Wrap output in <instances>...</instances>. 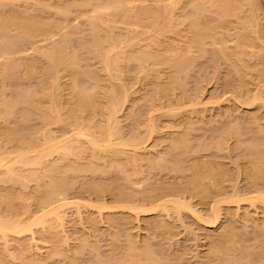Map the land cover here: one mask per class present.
I'll return each instance as SVG.
<instances>
[{
	"label": "rangeland",
	"instance_id": "374dc122",
	"mask_svg": "<svg viewBox=\"0 0 264 264\" xmlns=\"http://www.w3.org/2000/svg\"><path fill=\"white\" fill-rule=\"evenodd\" d=\"M129 1L0 0V264H264V0Z\"/></svg>",
	"mask_w": 264,
	"mask_h": 264
},
{
	"label": "bare ground",
	"instance_id": "6f19581e",
	"mask_svg": "<svg viewBox=\"0 0 264 264\" xmlns=\"http://www.w3.org/2000/svg\"><path fill=\"white\" fill-rule=\"evenodd\" d=\"M108 1H109V0H108ZM127 1H128V0H115V1L112 0L113 3L109 2L108 4H106V3H107V1H106V3H105L106 6H105V4H104V7H107V8H109V9H110V8H111V9H112V8H118V10L121 8L122 10H124L125 8H124V9L122 8L123 4H129V3H130V1H129L128 3H127ZM132 1H133V0H132ZM232 1H233V0H232ZM78 2H79V1H78ZM98 2H99V1H98ZM98 2H97V3H98ZM100 2H101V1H100ZM100 2H99V3H100ZM248 2H249V0H248ZM171 3H172V2H171ZM193 3H194V2H193ZM200 3H201V2H200ZM216 3H217V2H216ZM77 4H78V3H77ZM84 4H85V3H84ZM84 4H82V6H83ZM86 4H87V3H86ZM190 4H191V3H190ZM194 4H195V3H194ZM197 4H199V3H197ZM213 4H214V3H213ZM247 4H248V3H247ZM257 4H258V3H257ZM78 5H80V4H78ZM78 5H77V6H78ZM195 5H196V4H195ZM251 5H252V4H251ZM66 6H67V5H66ZM68 6H69V5H68ZM99 6H100V5L98 4V5H97V8H96V6H95V8L98 9ZM188 6H189V5H188ZM192 6H193V5H192ZM205 6H206V5H205ZM217 6H218V4H217ZM61 7H62V6H61ZM63 7H64V6H63ZM104 7H102V4H101V7H99V10H102V8H103V10H106L107 8L105 9ZM167 7H168V6H167ZM201 7H202V6H201ZM213 7H214V5H213ZM93 8H94V7H93ZM190 8H191V7H190ZM60 9H61V8H60ZM109 9H107V10H109ZM121 9H120V11H121ZM201 9H202V8H201ZM103 10H102V11H103ZM112 10H113V9H112ZM125 10H126V9H125ZM69 11H70V9H69ZM93 11H94V9H93ZM96 11H97V10H96ZM110 11H111V10H110ZM126 11H128V10H126ZM133 11H134V10H133ZM163 11H164V10H163ZM165 11H167V8H166ZM204 11H205V10H204ZM255 11H256V10H255ZM59 12H60V11H59ZM61 12H62V14H63L64 11H61ZM66 12L68 13V11H66ZM98 12H99V11H98ZM98 12H97V14H99ZM113 12H114V11H113ZM116 12H118V11L116 10ZM131 12H132V11H131ZM137 12H138V11H137ZM144 12H145V11H144ZM82 13H83V12H82ZM128 13H130V12H128ZM196 13H197V12H196ZM97 14H96V16H97V17H100V16H98ZM130 14H131V13H130ZM156 14H157V12H156ZM94 15H95V14H94ZM99 15H100V14H99ZM162 15H164V14H162ZM165 15H166V14H165ZM254 15H255V14H254ZM88 16H89V15H88ZM96 16H95V17H96ZM126 16H127V14H126ZM128 16H129V14H128ZM136 16H137V15H136ZM157 16H158V15H157ZM97 17H96V18H97ZM163 17H164V16H163ZM254 17H255V16H253V18H254ZM76 18H77V16H76ZM87 18H88V17H87ZM90 18H91V17H90ZM196 18H197V17H196ZM220 18H221V17H220ZM245 18H246V17H245ZM253 18H252V19H253ZM4 19H6V17H4ZM4 19H3V20H4ZM94 19H95V18H94ZM10 20H11V19H10ZM158 20H159V19H158ZM195 20H196V19H195ZM6 21H7V20H6ZM23 21H24V20H23ZM92 21H94V20H92ZM98 21H100V20H98ZM10 22H13V24H15V21H10ZM24 22H25V21H24ZM94 22H95V21H94ZM96 22H97V20H96ZM246 22H247V21H246ZM5 23H6V22H5ZM7 23H8V21H7ZM26 23H27V22H26ZM35 23H36V22H35ZM89 23H90V22H89ZM194 23H196V22H194ZM251 23H252V22H251ZM0 24H1V23H0ZM156 24H157V23H156ZM3 25H5V24H2V27H3ZM15 25H16V24H15ZM15 25H14V27H15ZM25 25H26V24H25ZM29 25H30V24H29ZM38 25H39V24H38ZM41 25H42V24H41ZM41 25H39V26H41ZM48 25H49V24H48ZM61 25H63V24H61ZM92 25H93V22H92ZM245 25H246V24H245ZM5 26H6V25H5ZM34 26H35V25H34ZM42 26H43V25H42ZM44 26H45V25H44ZM93 26L95 27L96 25L94 24ZM26 27H27V26H26ZM31 27H32V26H31ZM46 27H47V25H46ZM52 27H53V26H52ZM52 27H51V29H52ZM98 27H99V26H98ZM0 28H1V27H0ZM23 28H25V27H23ZM44 28H45V27H44ZM2 29H3V28H2ZM4 29H5V28H4ZM26 29H27V28H26ZM38 29H39V28H38ZM95 29H96V28H95ZM0 30H1V29H0ZM46 30H47V29H46ZM60 30H61V28H60ZM90 30H91V29H90ZM41 31H42V30H41ZM92 31H93V30H92ZM92 31H91V32H92ZM109 31H110V30H109ZM15 32H16V31H15ZM17 32H18V31H17ZM26 32H27V31H26ZM26 32H25V33H26ZM32 32H34V31H32ZM50 32H51V31H50ZM94 32H95V30H94ZM6 33H7V32H6ZM44 33H45V32H44ZM47 33H48V32H47ZM92 33H93V32H92ZM7 34H8V33H7ZM16 34H17V33H16ZM36 34H37V33H36ZM95 34H97V33L95 32ZM186 34H187V33H186ZM245 34H246V33H245ZM248 34H249V33H248ZM4 35H5V33H4ZM14 35H15V34H14ZM14 35H13V37H14ZM28 35H29V33H28ZM40 35H42V34H40ZM91 35H92V34H91ZM242 35H243V34H242ZM15 36H16V35H15ZM66 36H67V35H66ZM70 36H72V35H70ZM4 37H5V36H4ZM4 37H3V38H4ZM10 37H12V36H10ZM30 37H31V36H30ZM37 37H38V36H37ZM43 37H44V35H43ZM7 38H8V37H7ZM27 38H28V36H27ZM32 38H33V37H32ZM67 38H68V37H67ZM111 38H112V37H111ZM20 39H21V38H20ZM22 39H23V38H22ZM29 39H30V38H29ZM71 39H72V38H71ZM64 40H65V39H64ZM66 40H67V39H66ZM69 40H70V39H69ZM104 40H105V39H104ZM111 40H112V39H111ZM244 40H245V39H244ZM246 40H247V39H246ZM2 41H6V40H2ZM8 41H9V40H8ZM19 41H21V40H19ZM23 41H24V40H23ZM10 43H11V42H10ZM15 43H16V41H15ZM65 43H66V41H65ZM97 43H98V42H97ZM1 44H2V43H1ZM34 44H35V43H34ZM36 44H37V43H36ZM36 44H35V45H36ZM194 44H195V43H194ZM241 44H242V43H241ZM4 45H6V44H4ZM7 45H8V43H7ZM7 45H6V47H4V48H7ZM26 45H27V44H26ZM112 45H113V44H112ZM114 45H115V44H114ZM1 46H3V45H1ZM15 46H16V45H15ZM66 46H67V45H66ZM17 47H18V46H17ZM113 47L116 48L115 46H113ZM114 48H113V50H114ZM8 49H9V47H8ZM8 49H7V50H8ZM10 49H11V48H10ZM45 50H46V49H45ZM66 50H67V48H66ZM189 50H190V49H189ZM3 52H4V49H3ZM3 52L1 51L0 55H1V54L4 55V54L6 53V52H4V54H3ZM12 52H13V51H12ZM94 52H95V51H94ZM111 52H112V51H111ZM223 52H224V50H223ZM53 53H54V52H53ZM53 53H52V55H53ZM66 53H67V52H66ZM107 53H108V52H107ZM220 53H221V52H220ZM7 54H8V53H7ZM62 54H63V53H62ZM69 54H70V53H69ZM224 54H225V53H224ZM224 54H223V55H224ZM67 55H68V54H67ZM96 55H97V54H96ZM101 55H102V54H101ZM110 55H111V54H109V55H107V56L109 57ZM117 55H118V54H117ZM179 55H180V54H179ZM53 56H54V55H53ZM53 56H52V57H53ZM98 56H99V54H98ZM102 56H103V55H102ZM102 56H101V57H102ZM104 56H105V55H104ZM45 57H46V56H45ZM60 57H61V56H60ZM74 57H75V56H74ZM105 57H106V56H105ZM111 57H112V56H111ZM114 57H115V56H114ZM9 58H10V57H9ZM47 58H49V57H47ZM106 58H107V57H106ZM12 59H13V58H12ZM12 59H11V60H12ZM50 59H52V58H50ZM50 59H49V61H50ZM108 59H109V58H108ZM111 59H112V58H111ZM8 60H9V59H8ZM11 60H10L9 64H11V62L14 61V60H12V61H11ZM54 60H55V57H54ZM59 60H60V59H59ZM102 60H103V58H102ZM105 60H106V59H105ZM113 60H114V58H113ZM127 60H128V59H127ZM189 60H190V59H189ZM63 61H64V60H63ZM72 61H73V59H72ZM74 61H75V60H74ZM107 61H109V60H107ZM111 61H112V60H111ZM128 61H130V60H128ZM140 61H141V59H140ZM65 62H66V61H65ZM103 62H104V61H103ZM113 63H115V61H114ZM113 63H112V64H113ZM7 64H8V61H7ZM9 64H8V65H9ZM20 64H21V63H20ZM50 64H52V63H50ZM70 64H71V63H70ZM109 64H110V63H109ZM186 64H187V63H186ZM5 65H6V64H5ZM12 65H13V64H12ZM55 65H56V63H55ZM105 65H106V63H105ZM56 66H57V65H56ZM66 66H67V65H66ZM106 66H107V65H106ZM106 66H105V68L108 67V69H110V68L112 67V66H111V67L109 68V66H107V67H106ZM7 67H8V66H7ZM7 67H6L5 72L3 71L4 68H5V66H4V68L2 69V71L4 72V74H5L6 71L9 69V68L7 69ZM189 67H190V66H189ZM50 68H51V66H50ZM53 68H54V67H53ZM187 68H188V67H187ZM13 69H14V68H13ZM106 70H107V69H106ZM184 70H185V69H184ZM107 71H108V70H107ZM3 72H2V73H3ZM7 72H8V71H7ZM109 73H110V72H109ZM5 76H6V75H5ZM111 76H112V75H111ZM2 77H3V76H2ZM111 78H112V77H111ZM55 79H56V78H55ZM97 80H98V79H97ZM73 81H74V79H73ZM55 82H56V81H55ZM74 84H75V83H74ZM76 84H77V83H76ZM93 85H94V84H93ZM76 86H77V85H76ZM76 86H75V87H76ZM73 87H74V85H73ZM76 88H77V87H76ZM83 88H84V87H83ZM93 88H94V86H93ZM93 88H91V89H93ZM83 90H84V89H83ZM83 90H82V91H83ZM89 90H90V89H89ZM94 90H95V89H94ZM92 91H93V90H92ZM114 91H115V90H114ZM86 92H88V91H86ZM115 92H116V91H115ZM28 93H29V92H28ZM80 93H82V92H80ZM84 93H85V92H84ZM84 93H82V95H83ZM35 94H36V93H35ZM52 94H53V93H52ZM117 94H118V93H117ZM24 95H25V94H24ZM93 95H94V94H93ZM113 95H114V94H113ZM21 96H23V95H21ZM28 96H30V95L28 94ZM28 96H26V97H28ZM85 96H86V95H85ZM91 96H92V95H91ZM50 97H51V96H50ZM93 97H94V96H93ZM93 97H92V98H93ZM114 97H117V96H113V99H114ZM21 98H22V97H21ZM84 98H86V97H84ZM111 98H112V97H111ZM28 99H29V98H28ZM28 99H27L26 101H28ZM54 100H55V99H54ZM87 100H88V99H87ZM22 101H23V98H22ZM51 101H52V100H51ZM116 101H117V99H116ZM17 102H18V101H17ZM23 102H24V101H23ZM52 102H53V101H52ZM83 102H84V101H83ZM112 102H113V100H112ZM30 103H31V102H30ZM91 103H92V102H91ZM118 103H119V101H118ZM118 103L116 102V104H118ZM3 104H4V103H3ZM34 104H35V102H34ZM114 104H115V103H114ZM7 105H8V104H7ZM84 105H85V104H84ZM37 107H38V105H37ZM77 107H78V106H77ZM13 108H14V107H13ZM51 108H52V107H51ZM81 108H82V107H81ZM81 108H80V110H82ZM36 109H37V108H36ZM51 110H52V109H51ZM41 111H42V110H41ZM82 112H83V111H82ZM2 113H4V111H3ZM10 113H12V112H10ZM10 113H9V114H10ZM40 114H41V113H40ZM50 115H51V114H50ZM22 117H23V116H22ZM46 117H47V116H46ZM47 118H48V117H47ZM63 118H64V117H63ZM70 119H71V118H70ZM66 121H67V120H66ZM70 123H71V122H70ZM74 123H75V122H74ZM74 123H72V124H74ZM76 123H77V122H76ZM76 123H75V124H76ZM236 127H237V126H236ZM238 128H239V127H238ZM79 129H80V128H79ZM80 130H81V129H80ZM84 130H85V129H84ZM98 130H99V129H98ZM108 132H110V131H108ZM108 132H107V135L109 134ZM83 133H84V136H86V134H88V133H85L84 131H79V130H78V135L80 134V136H83V135H81V134H83ZM45 134H46V133H45ZM45 134H44V132H43V137H44ZM110 134H111V133H110ZM115 134H116V133H115ZM45 136H46V135H45ZM87 136H88V135H87ZM50 137H51V136H50ZM109 137L111 138L112 136L109 135ZM109 137H107V138H109ZM44 139H45V138H44ZM50 139H51V138H50ZM65 139H66V141H65ZM65 139H64L63 142H61L60 145H58L57 149L59 148V146H61V149L63 148V152H65L64 154L66 155V154L68 153V155L71 156L72 152L74 151V150H72V147H73V145H74L75 143H77V142L80 141V137H77V136H76V137H74V138H69V139H68V138H65ZM45 141H46V140H45ZM221 141H222V140H221ZM80 142H81V141H80ZM98 142H99V141H97L96 138H95V139H91V141H90L91 145H93L94 147H97L98 144H100V143H98ZM217 142H218V141H217ZM244 142H245V141H244ZM248 142H249V141H248ZM45 143H46V142H45ZM125 143H127V141H126ZM251 143L253 144V142H251ZM216 144H217V143H216ZM222 144H223V143H222ZM222 144H221V145H222ZM80 145H81V144H80ZM123 145H124V144H123ZM125 145H126V144H125ZM218 145H219V143H218ZM56 146H57V145H56ZM56 146H54V147H56ZM75 146H76V149H77V145H75ZM93 146H92V147H93ZM254 146H255V144H254ZM254 146H253V147H254ZM256 146H257V145H256ZM257 147H259V146H257ZM74 148H75V147H73V149H74ZM78 148H79V147H78ZM86 148H87V147H86ZM97 148H98V147H97ZM20 149H21V148H20ZM54 149H55V148H54ZM59 149H60V148H59ZM82 149H84V147H83ZM21 150H22V149H21ZM21 150H20V151H21ZM84 150H86V149H84ZM258 150H260V149H258ZM86 151H87V150H86ZM24 152H25V151H24ZM24 152H23V153H24ZM74 152H76V150H75ZM74 152H73V153H74ZM81 152H82V151H81ZM83 152H84V151H83ZM256 152H259V151H255V153H256ZM260 152H262V151H260ZM260 152H259V153H260ZM21 153H22V152H20V157H21V159H20L21 161H20V162H23V163L25 162V163H26V161H27L26 164H28V163L30 164V162H31V165H32L34 162L37 161V160H32V159H37V158H39V156L36 155L34 158L31 157V159H29V160H31V161H29L28 158H26L25 154H24L25 159H24V157L22 158ZM69 153H70V154H69ZM253 153H254V152H253ZM253 153H252V154H253ZM255 153H254V155H255ZM262 154H263V153H262ZM262 154H261V155H262ZM38 155H39V154H38ZM250 155H251V153H250ZM257 155L259 156V154H257ZM257 155H256V156H257ZM40 156H41V154H40ZM66 156H67V155H66ZM263 156H264V154H263ZM263 156H262V157H263ZM64 157H65V156H64ZM64 157H63V158H64ZM251 157H255V156H251ZM259 157H261V156H259ZM259 157H257V158H259ZM1 158H2V157H1ZM1 158H0V167H1V165L4 166V164H5V161H4L5 159H3V158L1 159ZM210 158H211V157H210ZM263 158H264V157H263ZM263 158H262V159H263ZM18 159H19V158H18V156H17V160H18ZM22 159L25 160V161H22ZM39 159H40V158H39ZM212 159H213V158H212ZM254 159H255V158H254ZM248 160H249V159H248ZM248 160H247V161H248ZM250 160H251V159H250ZM256 160H257V159H256ZM256 160H255V161H256ZM260 160H261V159H259L258 161H260ZM41 161H42V160H41ZM258 161H257L256 163L259 164ZM263 161H264V160H263ZM263 161H262V162H263ZM37 162H38V161H37ZM39 162H40V161H39ZM39 162H38V163H39ZM174 162H176V161H174ZM174 162H173V163H174ZM220 162H221V161H220ZM260 162H261V161H260ZM262 162H261V165L264 164V163L262 164ZM23 163H22V164H23ZM25 163H24V164H25ZM155 163H158V162L156 161ZM177 163H178V162H177ZM179 163H180V162H179ZM204 163H206L205 160H204ZM209 163H210V161H209ZM209 163H208V160H207V164H209ZM218 163H219V161H218ZM250 163L252 164L251 161H250ZM256 163H255V164H256ZM35 164H37V163H35ZM40 164H41V163H40ZM169 164H170V163H169ZM207 164H206V166H208ZM247 164H248V162H247ZM88 165L90 166V164H88ZM114 165H115V164H114ZM171 165H172V163H171ZM178 165H179V164H178ZM217 165H219V167L217 166L218 168H220V166H221V168H222V164L220 165V163H219V164H217ZM117 166H118V165H117ZM180 166H181V165H180ZM215 166H216V165H215ZM248 166H251V165H248ZM252 166H253V165H252ZM254 166H255V165H254ZM256 166H258V165H256ZM256 166H255V167H256ZM91 167H92V166H91ZM91 167H89V168L91 169ZM120 167H121V165H120ZM164 167H165V166H164ZM166 167H167V166H166ZM176 167H177V166H176ZM203 167H204V166H203ZM255 167H254L253 169L256 170L257 167H256V168H255ZM258 167H259V166H258ZM44 168H45V167H44ZM167 168H168V167H167ZM177 168H178V167H177ZM197 168H198V167H197ZM205 168H206V167H205ZM205 168H204L203 170H205ZM209 168L213 169L212 167H209ZM209 168H207V169H209ZM218 168L215 169V170H218ZM262 168H263V167H262ZM8 169H9V168H8ZM173 169H174V168H173ZM173 169H170V171L173 170ZM192 169H193V167H192ZM222 169H223V168H222ZM225 169H226V168H225ZM248 169H249V167H248ZM259 169H260V168H259ZM0 170H1V169H0ZM78 170H79V169H78ZM177 170H179V169H177ZM199 170H200V168H199ZM215 170H214V171H215ZM227 170H228V169H227ZM251 170H252V169H251ZM8 171H9V172H14L13 170H11V168H10ZM61 171H62V170H61ZM194 171H195V169H194ZM197 171H198V170H197ZM205 171H207V170H205ZM211 171H213V170H211ZM221 171H222V170H221ZM256 171H257V170H256ZM261 171H262V170H261ZM6 172H7V170H6ZM6 172H5V173H6ZM179 172H180V170H179ZM198 172H199V171H198ZM228 172H229V170H228ZM259 172H260V171H259ZM29 173H31V172H29ZM62 173H63V172H62ZM215 173H216V172H215ZM13 174H14V173H13ZM32 174H33V173H31V175H32ZM201 174H202V173H201ZM201 174H200V175H201ZM204 174L206 175L205 172H204ZM210 174L212 175L213 173H210ZM218 174H219V172H218ZM218 174H216V175H218ZM221 174H222V173H220V176H221ZM226 174H228V173H226ZM259 174H260V173H259ZM261 174H262V172H261ZM25 175H27V174H25ZM202 175H203V174H202ZM202 175H201V176H202ZM228 175H230V174H228ZM248 175H251V173L248 174ZM248 175H247V176H248ZM4 176H5V175H4ZM27 176H28V175H27ZM32 176H33V175H32ZM194 176H196V175H194ZM203 176H204V175H203ZM206 176H207V175H206ZM257 176H258V175H257ZM259 176H261V175H259ZM259 176H258V177H259ZM11 177H15V176H11ZM191 177H192V176H191ZM204 177H205V176H204ZM214 177H215V176H214ZM7 178L9 179V175L7 176ZM17 178H18V177H17ZM196 178H197V177H196ZM199 178H200V177H199ZM210 178H211V177H210ZM255 178H257V177L255 176ZM12 179H13V178H12ZM19 179H21V178H19ZM202 179H203V177H201V180H202ZM13 180H14V179H13ZM15 180L18 181V179H15ZM23 180H24V179H23ZM190 180H191V179H190ZM194 180H195V179H194ZM201 180H200V181H201ZM255 180H256V179H255ZM25 181H26V180H25ZM196 181H197V180H196ZM202 181H204V180H202ZM257 181H258V180H257ZM19 182H20V181H19ZM133 182H134V181H133ZM133 182H132V183H133ZM255 182H256V181H254V183H255ZM21 183H22V182H21ZM23 183H24V182H23ZM50 183L52 184V182H50ZM134 183H135V182H134ZM199 183H200V182H199ZM199 183H198V184H199ZM23 185H24V184H23ZM47 185H48V184H47ZM190 185H191V184H190ZM199 185H200V184H199ZM202 185H203V184H202ZM204 185H205V184H204ZM219 185H220V184H219ZM58 186H59V185H58ZM95 186H97V185H95ZM205 186H206V185H205ZM220 186H221V185H220ZM40 187H42V186H40ZM45 187H46V185H45ZM52 187H53V185H52ZM60 187H61V186H60ZM197 187H198V185H197ZM197 187H196V188H197ZM201 187H202V186H201ZM201 187H200V188H201ZM207 187H208V186H207ZM57 188H58V187H57ZM97 188H98V187H95L94 189H97ZM196 188H195V189H196ZM50 189H51V187L48 188V190H50ZM112 189H113V186H112ZM195 189H194V190H195ZM54 190H55V191H53V192H56V191H57V189H55V188H54ZM61 190H62V189H61ZM99 190H100V187H99ZM128 190H129V189H128ZM191 190H192V189H191ZM204 190H206V189H204ZM208 190H209V189H208ZM50 191H51V190H50ZM113 191H114V190H113ZM196 191H197V190H196ZM201 191H202L201 193H203V190H201ZM40 192H41V191H40ZM53 192H51V193L53 194ZM116 192H117V191H116ZM121 192H122V191H121ZM121 192H120V193H121ZM131 192H132V191H131ZM131 192L128 191L127 193H128V194L130 193V195H131ZM208 192H209V191H208ZM212 192H213V191L211 190V193H212ZM56 193H57V192H56ZM60 193L62 194L61 191H60ZM60 193H59V194H60ZM123 193H124V192H123ZM123 193H122V194H123ZM195 193H196V192H195ZM201 193H200V194H201ZM209 193H210V192H209ZM43 194H44V193H43ZM52 194H51V195H52ZM59 194H58V195H59ZM118 194H119V193H118ZM118 194H116V197H117ZM198 194H199V193H198ZM204 194H205V192H204ZM51 195H50V196H51ZM125 195H126V194H125ZM133 195H134V194H133ZM207 195H208V194H207ZM50 196H49V197H50ZM52 196H53V195H52ZM121 196L123 197V195H121ZM201 196H202V195H201ZM43 197H44V196H43ZM119 197H120V194H119ZM130 197L132 198L133 196H129V198H130ZM202 197H203V196H202ZM126 198H127V197H126ZM129 198H128V199H129ZM44 199H46V198H44ZM117 199H118V198H117ZM128 199H126V200H128ZM123 200H124V199H123ZM261 200H262V199H261ZM50 201H51V200H50ZM130 201H131V199H130ZM45 202H46V201H45ZM119 202H120V201H119ZM123 202H125V201H123ZM261 202H262V201H261ZM151 203H152V202H151ZM158 204H159V205L155 206V208H158V206H161V209L164 207V208H165L164 210H166V208L169 207V206H168L169 204H168L167 202H163V203L160 202V203H158ZM64 205H67V204H62V205L59 204V205H57V207L55 206L52 210H49V212L46 211V212H44L43 214H41V216H43V217L39 216V218H38V217L35 218L36 220H35V219H34V220H35V222H37L36 225H38V223H39V225L42 224V223H43L44 225H46V221H47V219H49L48 216L51 215L52 213H55V216H56V217H57V216L61 217V220H60V221H62V218H63L62 215H63V214L61 215V213H62V209H63L62 207H63ZM174 207H175V208L177 207L176 211H179V212H180V210H181V209H180V206H178V205H174ZM103 208H104V207H103ZM153 208H154V207H152L151 209H153ZM155 208H154V209H155ZM169 208H170V209H173V208H171V207H169ZM135 209H136V208H135ZM179 209H180V210H179ZM216 209H218V208H216ZM149 210H150V209H149ZM157 210H158V209H157ZM167 210H168V209H167ZM168 211H170V210H168ZM174 211H175V210H174ZM216 211H217V210H216ZM216 211H215V212H216ZM218 212H219V210H218L216 213H218ZM178 214H179V213H178ZM216 215H217V214H216ZM55 216H54V217H55ZM1 217H2V216H1ZM8 217H9V216H8ZM54 217H52V218H54ZM110 217H111V216H110ZM6 218H7V217H6ZM12 218H13V217H12ZM0 219L5 220V218H0ZM50 219H51V218H50ZM59 219H60V218H59ZM160 219H161V218H160ZM8 220H9V218H8ZM8 220H7V221H0V231L3 232V235H2V236H4V235L7 236L6 233H4V232L16 231L17 233H20V231L22 232V231H24V230H28V228L30 227V225H26L25 223H24V224H25V225H24V224H22L21 222L10 221V220L8 221ZM34 220H33V222H34ZM51 220H53V219H51ZM112 220H114V219H112ZM116 220H118V218H117ZM48 221H49V220H48ZM48 221H47V222H48ZM160 221H161V220H160ZM162 221H164V220L162 219ZM50 223H51V222H49V224H50ZM52 223H53V222H52ZM152 223H153V222H152ZM159 223H160V222H159ZM159 223H158V224H159ZM32 224H33V223H32ZM32 224H31V225H32ZM165 224H166V223H165ZM155 225H156V223H155ZM163 225H164V224H163ZM166 225H167V224H166ZM170 225H171V224H170ZM48 226H49V225H48ZM56 226H57V225H56ZM161 226H162V225H160L159 227H161ZM167 226H168V225H167ZM50 227H51V226H50ZM152 227H153V226H152ZM159 227H158V228H159ZM45 228H46V227H45ZM154 228H155V227H154ZM161 228H162V227H161ZM163 228H165V227L163 226ZM29 230H30V229H29ZM232 230H233V229H232ZM232 230H231V231H232ZM171 231H172V230H171ZM165 232H166V231H165ZM13 233H14V232H13ZM167 233H168V231H167ZM222 233H224V232H222ZM54 234H55V233H54ZM219 234H220V233H219ZM224 234H226V233H224ZM227 234L230 235L228 232H227ZM236 234H237V232H236ZM237 235H238V234H237ZM50 236H51V235H50ZM218 236H219V235H218ZM220 236H221V235H220ZM4 238H5V237H4ZM212 238H213V237H212ZM232 238H233V237H232ZM232 238H231V239H232ZM234 238H235V237H234ZM223 239H225V237H224ZM231 239H230V240H231ZM213 240H214V239H213ZM219 241H220V240H219ZM219 241H218V243H219ZM131 242H132V241H131ZM229 242H230V241H229ZM231 242H232V241H231ZM132 243H133V242H132ZM218 243H217V244H218ZM224 243H225V242H224ZM227 243H228V242H227ZM146 244H147V243H146ZM130 245H131V244H130ZM133 245H135V244L133 243ZM212 245H213V244H212ZM220 245H221V244H220ZM220 245H218V247H219ZM230 245H231V243H230ZM230 245H229V247H230ZM224 246H225V245H224ZM232 246H233V245H232ZM234 246H235V244H234ZM133 247H136V245L133 246ZM148 247H150V246H147V248H148ZM213 247H214V246H213ZM226 247H227V246H226ZM128 248H129V247H128ZM138 248L140 249V247H138ZM220 248H221V247H220ZM230 248H231V247H230ZM230 248H229V249H230ZM236 248H237V247H236ZM215 249H216V248H215ZM215 249H214L213 251H215ZM227 249H228V248H227ZM234 249H235V248H234ZM79 250H80V249H79ZM140 250H142V249H140ZM218 250H219V249H218ZM218 250H217V251H218ZM220 250H221V249H220ZM220 250H219V251H220ZM225 250H226V249H224V251H225ZM230 250H232V249H230ZM235 250H236V249H235ZM56 251H57V250H56ZM131 251H132V249H131ZM135 251H136V249H135ZM137 251H138V249H137ZM144 251H146V250H144ZM147 251H148V249H147ZM149 251H150V250H149ZM219 251H218V253H219ZM226 251H227V250H226ZM53 252H54V251H53ZM77 252H78V251H77ZM129 252H130V251H129ZM150 252H151V251H150ZM232 252H233V251H232ZM211 253H212V250H211ZM211 253H210V254H211ZM216 253H217V252H216ZM227 253H228V251H227ZM54 254H56V253H54ZM127 254H128V252H127ZM144 254H145V253H144ZM144 254H143V255H144ZM150 254H151V253H150ZM152 254H153V253H152ZM225 254H226V253H225ZM138 255H140V254H138ZM214 255H215V254H214ZM222 255H224V253H223ZM129 256H130V255H129ZM133 256H134V255H133ZM140 256H141V255H140ZM155 256H156V254H155ZM131 257H132V256H131ZM137 257H139V256H137ZM129 258H130V257H129ZM100 259H101V258H100ZM100 259H99V260H100ZM153 259H154V258H152V259H150V260H153ZM156 259H157V258H156ZM106 260H107V259H106ZM126 260H127V259H126ZM134 260H135V259H134ZM136 260H137V259H136ZM142 260H143V259H142ZM157 260H160V258L157 259ZM157 260H156V261H157ZM235 260H236V259H235ZM117 261H121V260H117ZM130 261H132V260H130ZM130 261H129V262H130ZM236 261H237V260H236ZM240 261H241V260H240ZM132 262H133V261H132ZM138 262H139V260H138ZM146 262H147V259H146ZM146 262H145V263H146ZM148 262H149V261H148ZM148 262H147V264H148ZM150 262H151V261H150ZM158 262H159V261H158ZM158 262H155V263L157 264ZM160 262H161V261H160ZM248 262H249V261H248ZM40 263H41V262H40ZM111 263H112V262L110 261L109 264H111ZM115 263H117V262H114V263H112V264H115ZM119 263H120V262H119ZM121 263H123V262H121ZM152 263H154V260H153ZM35 264H36V263H35ZM97 264H99L98 261H97ZM107 264H108V262H107ZM133 264H135V262H133ZM149 264H150V263H149ZM240 264H241V263H240Z\"/></svg>",
	"mask_w": 264,
	"mask_h": 264
}]
</instances>
